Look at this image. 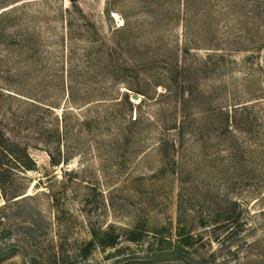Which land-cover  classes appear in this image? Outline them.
Returning a JSON list of instances; mask_svg holds the SVG:
<instances>
[{"label":"rangeland","instance_id":"obj_1","mask_svg":"<svg viewBox=\"0 0 264 264\" xmlns=\"http://www.w3.org/2000/svg\"><path fill=\"white\" fill-rule=\"evenodd\" d=\"M75 1L85 17L70 0H0V119L36 163L17 174L28 197L8 208L14 232L0 240V264L78 252L91 230L111 226L118 244L77 264H202L211 254L219 264H264V21L245 39L235 23L256 1L196 3L207 29L193 26L190 37L204 44L217 35V54L203 45L183 52L178 0ZM209 53L217 57L207 63ZM86 90L106 100L81 107ZM241 102L254 104L238 113L240 125L250 115L260 126L221 135L215 110ZM181 109L194 118L174 149L163 127L180 121ZM228 201L240 205L239 229L220 225ZM181 219L196 247L178 260L149 253L156 232L177 240ZM139 222L152 232L128 241Z\"/></svg>","mask_w":264,"mask_h":264},{"label":"trees","instance_id":"obj_2","mask_svg":"<svg viewBox=\"0 0 264 264\" xmlns=\"http://www.w3.org/2000/svg\"><path fill=\"white\" fill-rule=\"evenodd\" d=\"M180 2V10L179 13L182 12V22H183V28H184V34L186 36V44L183 48V52L186 54L191 53L194 49H200L201 46H205V49L211 50L213 54H217L218 52H221L223 49L219 48L220 46L216 45L219 41L214 37H206L204 40V44L202 42L197 43L198 40L194 37H190V30L191 27L202 26L201 30L203 29L205 32V29H207L204 19V12H195V6L199 4V7H207V3H204V0H178ZM215 1V4H212V7L219 6L222 2L220 0H213ZM250 2L256 1L257 5L255 4L253 6V9L247 13L243 14L242 9L240 10L241 17L236 18V25L240 27V33L239 36L240 39H245V34L248 32L246 29L249 25H252L254 27V31H261V27L264 25H260L259 23L263 20L264 21V0H240V4H247ZM70 2L75 5L74 7L77 8V10L81 13L83 17H85V14L83 10L76 5L75 0H70ZM182 2V4H181ZM219 3V4H218ZM250 6V5H249ZM200 7V8H201ZM242 7V6H241ZM70 8H67V11ZM196 13H199L196 18H194V15ZM218 18L222 15H225L222 12L217 11ZM243 14V16H242ZM197 15V14H196ZM195 15V16H196ZM216 15V14H215ZM5 16V15H3ZM222 18V17H221ZM220 25V24H218ZM253 31V30H252ZM208 34V32H207ZM216 40H215V39ZM28 40L25 38L23 39V43H26ZM217 41V42H216ZM209 43H212L213 46H210ZM190 45H194V47H191ZM209 47V48H208ZM213 54H208L205 56V61L207 63H210L214 60L215 56ZM223 58V57H222ZM223 63L226 64V59H222ZM205 63V62H204ZM212 64V63H211ZM216 65V64H215ZM218 65V64H217ZM179 66V65H178ZM176 67L177 75L181 74L182 72L179 71V67ZM185 70H183L184 72ZM75 79L71 78L69 80L68 87V97L71 98L72 105H78L75 101L77 94L75 92V88H77V82H74ZM90 82V81H89ZM87 85L83 86L84 89L91 88V84L87 82H84ZM62 87H65V80H61ZM98 87V85L96 86ZM84 91L82 93V105L81 107H86L88 105L93 104H99L102 100H106L104 98L94 99L93 96H91L89 93ZM192 88H189V94H191ZM5 95V94H4ZM78 97V96H77ZM16 100L22 99L18 95L14 97ZM81 99V98H80ZM20 101V100H19ZM183 101V109L186 105ZM34 104L35 102H31ZM252 102H241L236 104L232 112H230L227 108V106H221L218 108L216 113L218 114L219 118V126L220 130H222L223 136H227V134H232L234 137V133H229V128L236 127L237 129H241V131H247L250 132L255 126L259 127L258 124L259 121H262V119L258 116L254 117L251 120V116L247 115L245 118L246 127L240 125L238 122V113L241 112V114H247V110H249V106L253 105ZM253 107V106H252ZM182 110V109H181ZM183 114L181 115L180 121L175 122L174 125H169L166 127H163V131L167 133L174 132L171 136L169 134H166L165 136H170L166 139L168 141L169 138L172 139V147L175 149L177 146V143L179 142L180 145H182L183 138L185 136V128L188 122L194 118V116H191L189 113H186L184 110H182ZM243 112V113H242ZM203 120L205 118H202ZM142 121V117L140 115H137L135 119H132V124L137 126ZM242 124V123H241ZM256 124V125H254ZM11 123L7 121L6 124H4V120L0 119V240L7 238L12 235L14 232L13 225L9 223L10 217L8 216V208L15 205L18 201L23 200L28 197L27 190L28 187L25 186V184L21 183L18 179V175L20 172H28L35 170L36 163L32 159L29 148L27 144H23L19 141L13 140L9 134L7 133L6 129L10 127ZM16 127V125H15ZM260 142V141H259ZM259 142H257L259 144ZM175 156V155H174ZM264 157V152L260 153L258 157ZM180 174V172L178 173ZM239 203L236 201H228L223 209L224 218L220 220V225H222L226 230H235L236 228H240L241 221H242V214L239 210ZM183 220L179 222V229L176 233L177 240L172 239L171 237H166L161 232H156L154 234V240H157L156 242L149 243L148 252L154 253L156 256L163 257L165 259H181L182 252L188 250H193L196 245L198 244L199 238L192 232L191 228L187 232V228ZM215 223H219L217 220H214ZM147 223L146 222H139V224H136L134 227H131L128 229V235L126 236V239L133 243H140L144 241V238L148 235H150V232L147 230ZM236 227V228H235ZM230 228V229H229ZM238 228V229H239ZM237 229V230H238ZM91 238L89 240H86L83 242L81 248L78 250V252H73L71 254H64L61 252L56 253L53 258H46L43 263L39 262L37 260V257H34L31 260L30 264H77V262L80 260H86L88 259L92 252L98 248H113L118 244V241L120 239V234H117L113 228V226L109 227L106 230H91ZM156 238V239H155ZM175 244H174V243ZM158 246V248H156ZM156 248V249H155ZM193 253H199L195 250ZM213 254L210 255V258H204L202 260V264H219L215 259H213Z\"/></svg>","mask_w":264,"mask_h":264},{"label":"water","instance_id":"obj_3","mask_svg":"<svg viewBox=\"0 0 264 264\" xmlns=\"http://www.w3.org/2000/svg\"><path fill=\"white\" fill-rule=\"evenodd\" d=\"M136 98V97H135ZM137 99V98H136Z\"/></svg>","mask_w":264,"mask_h":264}]
</instances>
